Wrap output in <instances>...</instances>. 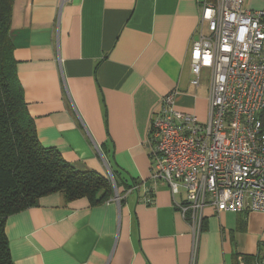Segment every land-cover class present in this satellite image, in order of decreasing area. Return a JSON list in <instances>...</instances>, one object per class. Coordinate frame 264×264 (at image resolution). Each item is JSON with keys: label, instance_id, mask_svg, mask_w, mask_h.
<instances>
[{"label": "crops", "instance_id": "obj_1", "mask_svg": "<svg viewBox=\"0 0 264 264\" xmlns=\"http://www.w3.org/2000/svg\"><path fill=\"white\" fill-rule=\"evenodd\" d=\"M203 1L15 0L10 36L41 143L79 170L142 184L123 193L122 184L120 201L99 204L54 193L9 216L14 264H245L243 255H264V212L248 199L241 212L207 205L196 232L177 204L185 189L174 195L151 180L146 141L161 99L176 93L178 109L209 117L202 79L192 83ZM244 4L264 9V0Z\"/></svg>", "mask_w": 264, "mask_h": 264}, {"label": "built area", "instance_id": "obj_2", "mask_svg": "<svg viewBox=\"0 0 264 264\" xmlns=\"http://www.w3.org/2000/svg\"><path fill=\"white\" fill-rule=\"evenodd\" d=\"M244 2L201 5L192 83L211 69L208 119L178 109L170 93L154 110L146 141L152 182L165 180L174 195L185 189L177 204L196 232L209 204L219 213L241 212L248 199L252 211L264 212V9Z\"/></svg>", "mask_w": 264, "mask_h": 264}, {"label": "trees", "instance_id": "obj_3", "mask_svg": "<svg viewBox=\"0 0 264 264\" xmlns=\"http://www.w3.org/2000/svg\"><path fill=\"white\" fill-rule=\"evenodd\" d=\"M14 2L0 0V264H14L6 233L8 217L37 205L41 197L62 193L68 201L87 198L99 204L115 197L122 184V193L142 184L138 179L123 182L116 171L113 181L96 171L79 170L56 148L41 143L10 36ZM242 258L245 264H264L260 253Z\"/></svg>", "mask_w": 264, "mask_h": 264}, {"label": "rangeland", "instance_id": "obj_4", "mask_svg": "<svg viewBox=\"0 0 264 264\" xmlns=\"http://www.w3.org/2000/svg\"><path fill=\"white\" fill-rule=\"evenodd\" d=\"M201 89L204 95H207L209 101L210 86H211V69L204 68L202 71Z\"/></svg>", "mask_w": 264, "mask_h": 264}, {"label": "water", "instance_id": "obj_5", "mask_svg": "<svg viewBox=\"0 0 264 264\" xmlns=\"http://www.w3.org/2000/svg\"><path fill=\"white\" fill-rule=\"evenodd\" d=\"M116 193H117V188H116Z\"/></svg>", "mask_w": 264, "mask_h": 264}]
</instances>
